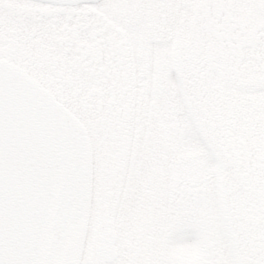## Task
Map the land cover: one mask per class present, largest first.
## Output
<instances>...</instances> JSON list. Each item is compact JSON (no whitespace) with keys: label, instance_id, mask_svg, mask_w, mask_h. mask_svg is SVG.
Masks as SVG:
<instances>
[{"label":"snow or ice","instance_id":"snow-or-ice-1","mask_svg":"<svg viewBox=\"0 0 264 264\" xmlns=\"http://www.w3.org/2000/svg\"><path fill=\"white\" fill-rule=\"evenodd\" d=\"M0 264H264V0H0Z\"/></svg>","mask_w":264,"mask_h":264}]
</instances>
